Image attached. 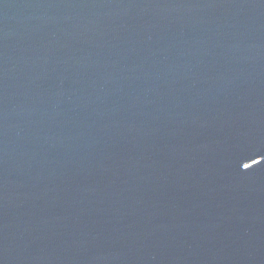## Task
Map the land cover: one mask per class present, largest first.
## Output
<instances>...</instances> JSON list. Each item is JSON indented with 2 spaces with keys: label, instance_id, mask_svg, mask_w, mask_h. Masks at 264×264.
Instances as JSON below:
<instances>
[{
  "label": "water",
  "instance_id": "95a60500",
  "mask_svg": "<svg viewBox=\"0 0 264 264\" xmlns=\"http://www.w3.org/2000/svg\"><path fill=\"white\" fill-rule=\"evenodd\" d=\"M0 264H264V0H0Z\"/></svg>",
  "mask_w": 264,
  "mask_h": 264
}]
</instances>
